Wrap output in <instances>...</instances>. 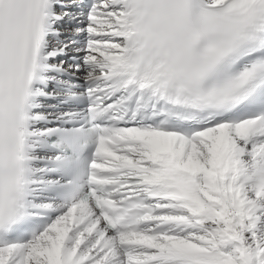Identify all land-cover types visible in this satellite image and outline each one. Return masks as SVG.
I'll return each mask as SVG.
<instances>
[{"label": "snow or ice", "instance_id": "1", "mask_svg": "<svg viewBox=\"0 0 264 264\" xmlns=\"http://www.w3.org/2000/svg\"><path fill=\"white\" fill-rule=\"evenodd\" d=\"M0 264H264V0H0Z\"/></svg>", "mask_w": 264, "mask_h": 264}]
</instances>
